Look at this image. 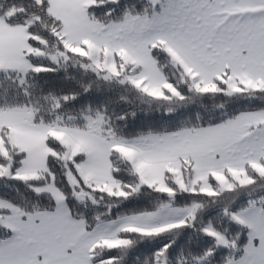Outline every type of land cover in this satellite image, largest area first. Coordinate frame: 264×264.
Instances as JSON below:
<instances>
[{
  "label": "snow or ice",
  "instance_id": "obj_1",
  "mask_svg": "<svg viewBox=\"0 0 264 264\" xmlns=\"http://www.w3.org/2000/svg\"><path fill=\"white\" fill-rule=\"evenodd\" d=\"M0 264H264V0H0Z\"/></svg>",
  "mask_w": 264,
  "mask_h": 264
}]
</instances>
